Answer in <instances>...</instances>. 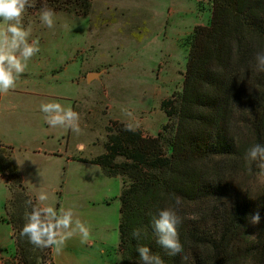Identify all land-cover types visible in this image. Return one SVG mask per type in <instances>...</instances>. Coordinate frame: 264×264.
<instances>
[{
  "label": "trees",
  "instance_id": "obj_1",
  "mask_svg": "<svg viewBox=\"0 0 264 264\" xmlns=\"http://www.w3.org/2000/svg\"><path fill=\"white\" fill-rule=\"evenodd\" d=\"M212 3L210 24L195 27L186 38L183 89L163 103L164 131L152 138L119 125L106 153L86 160L124 183L120 264H137L138 243L164 264H264V188H251V179L262 175L256 163L249 173L244 159L248 148L264 145V72L255 67V54L264 51V0ZM0 165L9 182L6 216H12L8 221L23 264H56L52 248L35 255L36 247L20 235L24 221L10 204L14 197L24 203L31 196L6 149L0 150ZM167 207L182 218L177 226L181 255H169L156 243L152 219ZM256 212L260 223L252 225L245 217ZM134 228L146 234L140 241L131 235Z\"/></svg>",
  "mask_w": 264,
  "mask_h": 264
},
{
  "label": "rangeland",
  "instance_id": "obj_2",
  "mask_svg": "<svg viewBox=\"0 0 264 264\" xmlns=\"http://www.w3.org/2000/svg\"><path fill=\"white\" fill-rule=\"evenodd\" d=\"M212 2L30 0L34 7L26 9L22 21L25 24L38 22L40 10L47 6L54 12L88 15L93 27L99 33L103 32L99 53L90 58V70L104 73L103 80L92 86L100 88L99 96L102 93L96 119L98 126L95 125L93 131L82 127L79 136L74 134V138L79 137L86 145L87 155L96 154L93 158L104 155L107 143L118 135V126L122 124H138L136 130L145 137L156 138L164 131L168 116L163 103L183 89L189 54L186 38L195 27L210 24ZM122 107L132 112L131 118L123 115ZM173 129H169L168 137ZM164 142L165 153L169 154L170 149L166 140ZM121 161L120 157L116 159V162ZM75 169V165L69 172L58 169L56 178L50 180L56 191H47V203L57 209L71 208L75 216L90 228V239L88 244L82 245L79 235L73 236L67 240L61 254L57 255L53 250L54 261L56 264H120L118 246L123 180L106 177L101 185L85 189L80 177L94 179L95 174L86 167L79 173ZM261 187L264 188V176L251 179V188L255 192ZM20 199L14 197L10 207L16 218L20 217L25 223V212L29 209ZM33 252L40 255L41 249L36 247ZM8 262L23 264L17 250Z\"/></svg>",
  "mask_w": 264,
  "mask_h": 264
},
{
  "label": "crops",
  "instance_id": "obj_3",
  "mask_svg": "<svg viewBox=\"0 0 264 264\" xmlns=\"http://www.w3.org/2000/svg\"><path fill=\"white\" fill-rule=\"evenodd\" d=\"M55 13L53 28L44 26L40 19L23 23L25 27L31 24L29 42L38 38L40 52L29 60L15 89L0 94V150L11 152L34 200L41 190L56 191L50 180L56 178L58 169L69 172L75 165L77 173L85 167L92 171L94 179H79L85 189L101 185L107 177L99 165L86 162L96 154L87 155L86 148L77 151L76 145L83 143L79 137L74 138L71 130L50 128L39 110L41 102L56 101L79 113L80 128L93 131L98 126L102 93L99 96L100 88L92 86L103 80L104 73L90 70V58L99 53L103 32L93 27L88 15ZM97 72L101 73L100 77L90 83L88 76ZM9 196L8 178L0 165V256H4L5 264H10L8 261L16 253L14 227L5 210Z\"/></svg>",
  "mask_w": 264,
  "mask_h": 264
},
{
  "label": "clouds",
  "instance_id": "obj_4",
  "mask_svg": "<svg viewBox=\"0 0 264 264\" xmlns=\"http://www.w3.org/2000/svg\"><path fill=\"white\" fill-rule=\"evenodd\" d=\"M34 7L30 0H0V94H8L15 89L17 80L25 72L29 60L40 52L39 39L29 37L32 26L23 24L24 13L27 8ZM56 13L44 6L39 13L41 23L47 28L55 26ZM255 67L258 72H264V51L255 54ZM39 110L44 114V120L52 129L71 130L79 136L81 134L79 113L71 107H65L59 102H41ZM123 115L131 118L132 112L127 108H121ZM139 125H126V131L135 132ZM86 145L78 143L77 151H84ZM248 171L251 173V165L256 163L260 169V175L264 176V145L254 144L247 149L244 157ZM49 194L41 190L36 196V203L29 198L25 201L26 208L31 211L25 212V223L20 235L27 237L28 242L40 249L52 248L59 255L62 253L67 240L79 235L82 245L88 244L91 230L85 223L75 216L71 208L63 207L57 209L47 203ZM176 206L181 204L177 198ZM252 225L260 223L259 212L245 217ZM182 223V218L172 207L158 211L157 216L152 219V229L156 237V243L167 250L169 255L176 256L183 253V246L179 241L177 226ZM133 239L140 241L146 235L141 228H134L131 233ZM136 251L139 260L137 264H164V261L151 253L148 246L137 244ZM187 260V256H181Z\"/></svg>",
  "mask_w": 264,
  "mask_h": 264
},
{
  "label": "water",
  "instance_id": "obj_5",
  "mask_svg": "<svg viewBox=\"0 0 264 264\" xmlns=\"http://www.w3.org/2000/svg\"><path fill=\"white\" fill-rule=\"evenodd\" d=\"M101 73L100 72H97V73H91L89 76H88V81L91 83L93 82L94 80L98 79L100 77Z\"/></svg>",
  "mask_w": 264,
  "mask_h": 264
},
{
  "label": "built area",
  "instance_id": "obj_6",
  "mask_svg": "<svg viewBox=\"0 0 264 264\" xmlns=\"http://www.w3.org/2000/svg\"><path fill=\"white\" fill-rule=\"evenodd\" d=\"M1 262L5 264V259L0 256V263Z\"/></svg>",
  "mask_w": 264,
  "mask_h": 264
}]
</instances>
